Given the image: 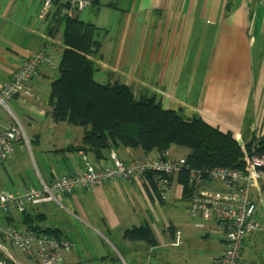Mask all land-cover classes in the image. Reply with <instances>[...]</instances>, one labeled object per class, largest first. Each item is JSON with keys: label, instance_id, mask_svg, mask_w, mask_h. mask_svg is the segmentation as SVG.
<instances>
[{"label": "crops", "instance_id": "0c3cea01", "mask_svg": "<svg viewBox=\"0 0 264 264\" xmlns=\"http://www.w3.org/2000/svg\"><path fill=\"white\" fill-rule=\"evenodd\" d=\"M40 8L37 0H0V92L32 52L45 50L61 60L67 49L66 27L59 11L43 20ZM87 9L93 11L84 18L82 12L78 15L98 29L96 37L102 48L90 58L98 65L95 76L98 74L99 82L125 84L137 99L155 97L166 109L182 111L189 118L201 116L224 132L240 135L246 143L264 133V2L97 0ZM61 61L55 67L44 63L27 92L9 102L16 117L28 126L37 170L26 142H16L14 156L0 171V189L20 192L35 188L41 179L49 182L61 174H73L88 162L110 165L112 151L126 161L159 154L122 144L112 145L100 155L82 150L85 128L66 121L57 123L52 116L49 96L52 83L61 75L53 70ZM12 120L9 111L0 110V131L9 128ZM175 147L182 151L175 154ZM167 152L175 157L187 155L185 148L176 145ZM201 189L226 188L220 181L210 180ZM171 191L164 200L143 177L111 179L97 188L63 194L62 204L43 203L30 210L44 213V226L60 229L63 238L76 243L75 249L65 252L66 260L119 264L125 254L132 256L130 250L135 246L146 254L148 246L159 243L164 235L170 233L173 238L177 226L165 224V229L159 222L167 203H188L178 173L173 176ZM254 198L264 224V181L254 191ZM12 208L9 213L1 212L3 217L14 216L13 223L25 230L21 213ZM207 221L218 226L223 253V227L213 219ZM147 225L156 243L143 236L135 240L126 236L127 230ZM102 236L111 237L107 240L112 247ZM243 250L248 264H264V225L247 236Z\"/></svg>", "mask_w": 264, "mask_h": 264}, {"label": "built area", "instance_id": "2783aa9c", "mask_svg": "<svg viewBox=\"0 0 264 264\" xmlns=\"http://www.w3.org/2000/svg\"><path fill=\"white\" fill-rule=\"evenodd\" d=\"M41 2L39 18L47 19L54 10L71 18L87 10L93 0H37ZM264 2V0H259ZM48 63L58 65L54 56L45 50L32 52L25 63L6 82L0 92V110L12 113L9 128L0 131V171L5 162L15 154L16 142L24 140L30 145L25 126L10 107V100L27 92L28 84L40 67ZM261 135V134H259ZM257 135V136H259ZM245 152L243 169L222 166L218 168H194L188 165L187 157H175L167 151L158 156L134 158L126 161L111 153L110 165L97 166L88 162L84 169L73 174H61L49 182L41 179L35 187H27L20 192L0 189V212L9 213L15 207L20 213L38 204L57 202L62 204V195L74 193L80 188H97L111 179H136L143 177L159 199H168L172 194L173 176L187 168L191 171L192 192L188 195L189 212L194 218L215 220L223 227L224 250L216 259V264H248L244 260V242L250 233L262 229L260 211L254 191L260 189L264 181V155L253 147L249 151L243 138L235 134ZM256 136V137H257ZM246 149V150H245ZM220 181L225 190H202L207 181ZM184 229L176 227L173 244L184 243ZM8 244L16 246L25 254L36 258L41 264H75L65 259V252L75 249L76 243L68 238L55 235L35 234L25 231L16 224L0 218V251L9 252Z\"/></svg>", "mask_w": 264, "mask_h": 264}, {"label": "trees", "instance_id": "16d2710c", "mask_svg": "<svg viewBox=\"0 0 264 264\" xmlns=\"http://www.w3.org/2000/svg\"><path fill=\"white\" fill-rule=\"evenodd\" d=\"M60 17L66 27L67 49L59 65L61 75L52 83L50 105L55 122L66 121L85 128L82 150L88 148L100 155L112 145L122 144L141 147L147 153L165 152L176 145L187 150V163L194 168L245 167V152L233 131L224 132L201 116L189 118L182 111L166 109L155 97L137 99L132 89L120 82L97 81L99 68L90 58L102 48L96 37L97 26L79 16ZM246 146L264 155V133ZM178 178L188 196L192 192L190 169L181 170ZM30 209L21 213L25 231L63 238L60 229L42 224L44 213ZM13 217L8 214L4 220L16 224ZM126 236L133 240L143 236L147 242L156 243L148 225L127 230Z\"/></svg>", "mask_w": 264, "mask_h": 264}, {"label": "rangeland", "instance_id": "374dc122", "mask_svg": "<svg viewBox=\"0 0 264 264\" xmlns=\"http://www.w3.org/2000/svg\"><path fill=\"white\" fill-rule=\"evenodd\" d=\"M92 11V9H87L85 12H82L83 18ZM78 16L79 15L77 14V17ZM55 60L59 62L61 61L58 60L57 57H55ZM58 68L59 67H56L55 70H53L54 74L59 72ZM95 79L97 81L100 80L98 74L95 76ZM24 126L28 136V126L26 124H24ZM244 144V146H246V141H244ZM26 145L29 151L30 161H32L31 163L34 166V170H37V162L33 155L34 151L30 148L28 143H26ZM247 148L248 147L246 146V149ZM175 149L178 148L175 147ZM247 150L249 151V149ZM178 151L175 154L180 153L182 150L178 149ZM187 205L188 203L185 201H177L174 202V204L167 203L165 209L160 213L161 219L159 225L162 228H165V224H167L184 229V243L182 245H174L173 238L169 233L159 239L160 242L156 245H147L148 250L146 254L141 249L138 250L135 246V248L130 250L132 256H130L131 254H125V259L121 257L119 264H215L214 258L219 257V255L222 254L220 250L223 247L219 228L213 221H207L202 217L194 218L190 215ZM60 207L62 211H65L62 206ZM11 209L13 208L11 207ZM2 217L3 214L1 213L0 218ZM102 238H104L103 240L109 244L107 238L109 239L111 237L102 236ZM109 245L112 247L111 244ZM8 247L10 249L9 252L0 251V264H41L39 260L25 254L16 246L8 244ZM114 249L119 254L115 246Z\"/></svg>", "mask_w": 264, "mask_h": 264}]
</instances>
